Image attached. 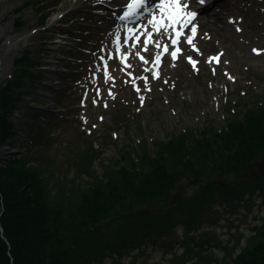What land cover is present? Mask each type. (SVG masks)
<instances>
[{
    "label": "trees",
    "instance_id": "trees-1",
    "mask_svg": "<svg viewBox=\"0 0 264 264\" xmlns=\"http://www.w3.org/2000/svg\"><path fill=\"white\" fill-rule=\"evenodd\" d=\"M31 63L28 53L22 54L0 88L1 142L9 133L7 115L18 88L33 78ZM236 107L237 113L227 109L224 128L209 125L196 134L188 127L153 142L151 149L128 141L116 151L114 165H104L101 152L85 138L76 148L67 144L66 155L77 158L73 180L54 162L57 136L44 132L54 124L35 118L17 144L18 154L0 167V264L96 263L103 250L123 257L144 239L169 247L165 239L177 226L184 229L183 257L193 253L191 244L197 249L195 264H264V218L238 252L237 246L225 247L219 260L202 256L218 247L208 231L200 232L213 225V210L264 191V175L250 176L264 155V103L252 105L239 96ZM124 116L123 110L116 112L114 123L128 124ZM96 159L101 171L93 165ZM82 176L84 182H76ZM183 257L175 253L178 262L191 258Z\"/></svg>",
    "mask_w": 264,
    "mask_h": 264
},
{
    "label": "rangeland",
    "instance_id": "rangeland-1",
    "mask_svg": "<svg viewBox=\"0 0 264 264\" xmlns=\"http://www.w3.org/2000/svg\"><path fill=\"white\" fill-rule=\"evenodd\" d=\"M44 3L50 8L47 10L46 24L44 23L43 27H39L38 13L31 4V0H0V88L10 78L13 61L19 58L23 52H29L33 60H38L37 64L39 66L44 65L46 61L56 63L53 65L47 64L44 67L46 70L42 71L41 77L44 86L29 87V83L25 84V90L28 92L16 104V111L13 107L10 115V120L14 123L13 134L3 142L0 140V167L3 166L2 163L6 160L7 155L5 152L7 150L11 152L9 155L14 154L13 147L7 145L15 141V137L19 136L22 128L25 127L24 123L30 121L27 114L40 112L42 118L54 117L55 113H53L49 103L53 96L52 90H57L61 85H66L67 79L59 75L61 72H66V69L60 66V64H64V61L51 59L44 55L46 51V55L56 56L57 54L53 52V48L58 47V44L49 41L50 32L44 29L49 27L54 29L53 25L56 24L57 20L61 19L63 21L71 15L73 5L81 12L82 0H45ZM226 10H224L225 15L223 11H221L222 15H219L217 11L213 12V14L216 13L215 18L218 16L222 18L216 29L210 31L208 36H206V28L201 29L203 38L199 40V47L200 49L205 47L207 51L199 58L200 63L196 69H190L185 62L163 66L160 70L161 77L157 81L151 82V92L146 94L143 106L137 109L135 106L130 105V115L133 111V115L137 116V118H130L129 121L132 140H145L151 145L153 141L164 140L186 126L195 125V122L202 128L208 124L204 123L206 115L207 122H215L223 126L222 113L226 114L221 110V106H223L225 96L234 97L237 89L248 92L252 100L256 97H260L259 100H264V55L254 56L251 53L252 46H264V0L263 3L255 0H239L235 6L231 5ZM229 16L242 17L244 24L240 25L241 30H243L240 35L235 32L232 26H228L227 17ZM15 20L21 22L20 28H16ZM93 33L96 34V31L93 30ZM91 46L94 47L93 52L99 51L101 43L96 44L91 41ZM210 46H213V48L208 49ZM61 48L64 49V47ZM81 48L78 47L72 53V59L68 65L74 68L73 72L81 76L78 83L70 85V91L74 92V90L82 89L81 91L84 94L86 88H89L91 92L93 85L91 80H88L87 68L91 58L82 55L80 53ZM108 49L106 47V50ZM216 53L222 54L220 55V63L218 66L208 65V57ZM59 56L63 58L65 55ZM74 63L79 65L74 67ZM39 69L42 70L43 68L39 67ZM213 69H215V74H213ZM54 77L56 78L55 82H48V79ZM143 90L147 91V88L144 87ZM128 91L130 90L128 89ZM127 95L131 99L129 92H127ZM76 107V105H72L69 108ZM79 110L77 113L69 114V118L77 117L82 112L87 122L91 121V124H96L98 131H102L103 127L98 124L99 119L93 117L90 120L88 118L87 112L93 114L89 105L86 104L82 109L84 111ZM108 125V123L105 124L106 127ZM114 135L112 133L113 137ZM60 140L64 143L66 141L65 139ZM119 140L118 146L123 143L122 136L119 137ZM105 154V156H109L104 158V162L111 164L109 158L112 156L116 158L112 146L106 150ZM95 166L97 169L98 167L101 168L97 166V163ZM66 169L65 166H62L63 173ZM255 169L256 172H251L253 174L250 173V176L264 175V155L258 159ZM85 179V177H82L80 182ZM192 191L191 187L186 188L187 193H192ZM142 212L143 210L139 214ZM263 217L264 191L261 189H256L250 199L246 197L240 204L233 203L230 206L216 207L211 215L214 223L210 227L204 226V231L213 230V238L218 243V247H212L204 251L202 255L219 260L223 256V247L230 249L236 244L243 246L246 238L253 233V229ZM183 233V227L177 226L175 239H168L170 243L173 241L175 243L169 247L155 245L150 241H145L146 239L140 240L139 243H142L139 246H130L128 253L124 254L123 257L104 255V252H107V249H105L103 253H100L101 258L96 259V263L88 264H195L199 260L195 254L197 249L192 244L193 253L186 254L183 257L187 259L188 255L191 256L190 259L184 263L175 259V253L183 256L184 248L180 246ZM97 240L99 238H96Z\"/></svg>",
    "mask_w": 264,
    "mask_h": 264
},
{
    "label": "snow or ice",
    "instance_id": "snow-or-ice-1",
    "mask_svg": "<svg viewBox=\"0 0 264 264\" xmlns=\"http://www.w3.org/2000/svg\"><path fill=\"white\" fill-rule=\"evenodd\" d=\"M199 2L203 4L205 3V0H199ZM124 7L125 10L123 12V15L120 16L121 20L136 18L138 17V15H142V9L151 13V18L147 22V24L151 26V29H149L148 26H142L144 28V31L140 34H137V30L134 28L127 29L130 35L126 37L125 40H134L135 43L132 45V47L141 45V36H145L146 38L142 41L143 51H148V45L150 44H154L156 48L162 49L161 52H158L155 55L152 61L157 65L161 62V56L163 54H170L173 60H176L179 56L182 55V49L179 47V44L184 33L180 29L182 27H186L197 15L195 12L186 10L188 7L186 3H182V0H159V3L155 5L156 12H152V9L148 7V0H128ZM237 30L240 31V29ZM196 31V27L193 26L191 28L193 36L195 35ZM155 35L167 37L171 42L173 50L170 51V46L168 43L161 44L160 41L154 40L153 37ZM186 42L189 45L193 46V51L199 52V49L193 45V38L191 36L187 38ZM115 43H117L118 45L117 51H120V37L118 33L116 34ZM253 51L259 54V50L253 49ZM136 55L143 63H149V61L140 54V51H137ZM220 55L209 57L208 62L210 64L212 62H215L217 64L220 63ZM187 60L195 69L198 62L191 56H188ZM121 62L130 67V65H127L126 63V54L121 57ZM104 67L105 69L107 68L106 63ZM145 71H148V69H145ZM213 74H215V69H213ZM154 78L158 79V74H154ZM229 78L231 79V77ZM141 79H144L146 81L147 77H142ZM137 91H139V89H137ZM141 100H143V97H141ZM93 102L95 103V101Z\"/></svg>",
    "mask_w": 264,
    "mask_h": 264
},
{
    "label": "bare ground",
    "instance_id": "bare-ground-1",
    "mask_svg": "<svg viewBox=\"0 0 264 264\" xmlns=\"http://www.w3.org/2000/svg\"><path fill=\"white\" fill-rule=\"evenodd\" d=\"M207 15V14H206ZM215 14H208V20L204 23V26L207 28L208 32L214 30L217 27L218 22H220L219 18H215ZM56 43V42H55ZM213 46L208 47V49H212ZM204 51V50H202ZM6 154V153H5Z\"/></svg>",
    "mask_w": 264,
    "mask_h": 264
}]
</instances>
